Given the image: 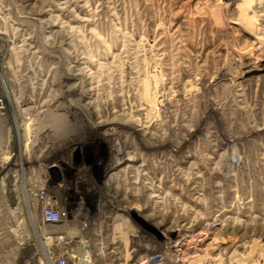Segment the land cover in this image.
<instances>
[{"label": "rangeland", "instance_id": "obj_1", "mask_svg": "<svg viewBox=\"0 0 264 264\" xmlns=\"http://www.w3.org/2000/svg\"><path fill=\"white\" fill-rule=\"evenodd\" d=\"M0 94L1 264H264V0H0Z\"/></svg>", "mask_w": 264, "mask_h": 264}, {"label": "built area", "instance_id": "obj_2", "mask_svg": "<svg viewBox=\"0 0 264 264\" xmlns=\"http://www.w3.org/2000/svg\"><path fill=\"white\" fill-rule=\"evenodd\" d=\"M3 109V99L0 94V115ZM20 169V168H19ZM18 169V170H19ZM18 170L12 174L15 178L18 175ZM24 179L27 181L26 177ZM17 178L13 180L12 190L17 193L20 186L16 184ZM23 195L27 198V209L29 213L33 210L39 213V228L41 234H45L43 229L46 226H59L67 221H70V213L65 208L58 206V200L50 195L48 190L44 187H33L31 184L24 186ZM25 192V193H24ZM26 200V199H25ZM47 264H76L70 263L66 252H58L48 250L46 253Z\"/></svg>", "mask_w": 264, "mask_h": 264}, {"label": "bare ground", "instance_id": "obj_3", "mask_svg": "<svg viewBox=\"0 0 264 264\" xmlns=\"http://www.w3.org/2000/svg\"><path fill=\"white\" fill-rule=\"evenodd\" d=\"M251 69V68H250ZM86 246V245H85ZM155 258V257H154ZM152 260V259H151ZM157 260H158V258H157ZM155 261V260H154ZM153 263H155V262H153Z\"/></svg>", "mask_w": 264, "mask_h": 264}, {"label": "crops", "instance_id": "obj_4", "mask_svg": "<svg viewBox=\"0 0 264 264\" xmlns=\"http://www.w3.org/2000/svg\"><path fill=\"white\" fill-rule=\"evenodd\" d=\"M1 264V263H0Z\"/></svg>", "mask_w": 264, "mask_h": 264}]
</instances>
